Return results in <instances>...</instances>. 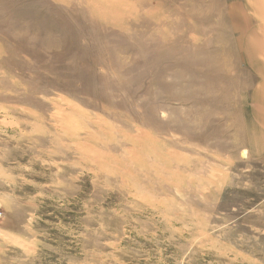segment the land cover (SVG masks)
Wrapping results in <instances>:
<instances>
[{
	"label": "rangeland",
	"instance_id": "rangeland-1",
	"mask_svg": "<svg viewBox=\"0 0 264 264\" xmlns=\"http://www.w3.org/2000/svg\"><path fill=\"white\" fill-rule=\"evenodd\" d=\"M231 1L0 0V264H264Z\"/></svg>",
	"mask_w": 264,
	"mask_h": 264
},
{
	"label": "crops",
	"instance_id": "crops-1",
	"mask_svg": "<svg viewBox=\"0 0 264 264\" xmlns=\"http://www.w3.org/2000/svg\"><path fill=\"white\" fill-rule=\"evenodd\" d=\"M224 13L230 22L232 48L254 78L245 102V153L264 160V0H232Z\"/></svg>",
	"mask_w": 264,
	"mask_h": 264
},
{
	"label": "bare ground",
	"instance_id": "bare-ground-1",
	"mask_svg": "<svg viewBox=\"0 0 264 264\" xmlns=\"http://www.w3.org/2000/svg\"><path fill=\"white\" fill-rule=\"evenodd\" d=\"M243 154H245V151H243Z\"/></svg>",
	"mask_w": 264,
	"mask_h": 264
},
{
	"label": "built area",
	"instance_id": "built-area-1",
	"mask_svg": "<svg viewBox=\"0 0 264 264\" xmlns=\"http://www.w3.org/2000/svg\"><path fill=\"white\" fill-rule=\"evenodd\" d=\"M0 215H1V212H0Z\"/></svg>",
	"mask_w": 264,
	"mask_h": 264
}]
</instances>
